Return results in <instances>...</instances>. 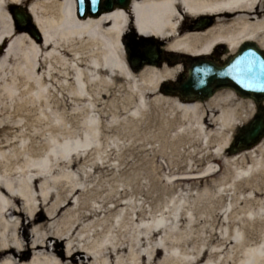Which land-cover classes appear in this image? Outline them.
I'll list each match as a JSON object with an SVG mask.
<instances>
[{"label": "bare ground", "instance_id": "bare-ground-1", "mask_svg": "<svg viewBox=\"0 0 264 264\" xmlns=\"http://www.w3.org/2000/svg\"><path fill=\"white\" fill-rule=\"evenodd\" d=\"M12 6L28 8L40 35L14 25ZM204 20L211 26L199 27ZM136 41L159 45L161 62L136 72L126 54ZM250 42L264 51V0H133L127 9L87 19L78 18L75 0H0V45H6L0 71L7 60L14 71L0 103V264H264V140L233 157L227 153L252 115L250 102L220 90L206 102L186 103L163 90L186 76L190 59L223 48V65ZM129 86L141 106L147 97L168 111L162 137L185 147L170 164L190 174L176 179L229 173L218 181L223 186L215 205L200 210L194 198L173 196L163 207V196L149 193L135 206L122 204L130 201L132 175L146 170L129 156L111 167L110 183L122 191H104L99 203L74 201V209L52 224L74 197L55 199L45 188L38 194L36 183L49 182L59 154L94 149L97 114L90 102L120 101ZM21 95L28 97L39 137L28 118L7 110L23 103ZM75 120L74 140L66 135Z\"/></svg>", "mask_w": 264, "mask_h": 264}, {"label": "rangeland", "instance_id": "rangeland-1", "mask_svg": "<svg viewBox=\"0 0 264 264\" xmlns=\"http://www.w3.org/2000/svg\"><path fill=\"white\" fill-rule=\"evenodd\" d=\"M143 44H145V47H141ZM147 44H151V41H136L135 45L132 46L136 50V53L140 52L143 54L148 49ZM154 47L158 49L160 48V46L156 44H154ZM127 51L128 50L126 49L127 57H129ZM130 53L131 50L129 51V54ZM224 54L223 48L218 49L216 50L214 57L221 59ZM127 57L126 61L129 64ZM209 59L211 58L209 57ZM191 61L192 59H190V62ZM130 64L132 65L133 63L130 62ZM185 65H188V68L190 67V64L188 63H185ZM3 67L4 68L0 71V103L4 99L5 90L10 87L14 78V76H12L14 74L12 62L7 60L6 65H3ZM135 67L138 69L136 71L138 73L144 68ZM183 74L188 76V69H183ZM181 81L182 75L178 77L177 81L168 83L173 86H178V83ZM124 91L126 95L122 100L117 102L107 100V98H100L97 101L94 100L90 102L91 106L95 108L97 114L95 125L98 132V138L96 142L93 141L89 144L91 145V149H94L87 151L73 150L67 158L62 157V154L56 156L53 169H50V174L48 175L49 182L44 183L39 181L36 183L35 189L38 194H41V188H45L47 189V194L51 197H55V199L66 196L74 197L72 201L73 203L74 201L77 203L89 201L99 203V200L103 198V195L100 194L104 191L107 190L111 193L119 191L120 189V191H122L123 188L119 186L121 184L116 185L110 183L113 181L115 174L111 171V167L117 164L118 160L125 159V157L129 158L130 156V161L136 167L145 164L146 170L139 176L137 173L132 175L129 182V186L132 190L131 198H129L130 201L127 199L122 200V204L129 202V205L135 206L134 203H140V195L149 193L151 195L160 194V196H163V207L167 205V200L173 196L194 198L195 205L198 206L200 210H207L214 206L215 203L213 200L217 198V192H219L223 186L222 182L219 183L218 181L221 178L226 179L229 176V173H224L222 171L216 177H205L201 179L192 178L186 183L179 178L176 179L177 177L183 176V174H189V171L186 169H178L170 164V160L172 158L176 159V154L183 151L185 147L175 144L170 138L165 136L162 137V131L168 117V111L162 104L150 100L147 97L146 101H144L145 106H141L140 101L138 100L139 98L136 95L137 93L132 86H129L128 89ZM21 96L23 103L8 107L7 110L12 114H18V116L28 118L30 124L29 128L34 131L36 137H39V130L35 131L33 128L36 120H34L35 118L32 117V114L27 111L25 105L28 97H26L27 95ZM248 101L250 102L249 105L253 109V112L250 119L244 125H247L257 112L256 103L252 100ZM133 107L137 110L131 111ZM69 109V113L73 114L74 109L72 105L68 106V110ZM77 122V120L73 122V127H71V130L66 135L70 139L73 138L75 140V137H78L79 135V123L77 124ZM81 125L83 130L89 129L88 126H90L87 122L86 124L84 123ZM236 133H234L230 143ZM10 134L8 133L7 136H13L14 138L17 135L15 133ZM2 135V140L7 142L8 140L5 138V133ZM16 140H18V138L12 143H15ZM36 141L38 142V140ZM22 143L23 142L18 143L17 146H23ZM28 144L29 142L25 145ZM111 148L117 149V151H111ZM118 152L121 153L118 154ZM228 156L233 157L235 155L228 153ZM216 166L218 170H220L221 168L219 169V167L222 166L221 162L218 161ZM193 174H195V172H193ZM101 178H105L106 181H100ZM74 207L75 203L70 204L69 207L64 209H58L52 224L58 221L68 210H73ZM136 207H138V205H136ZM118 210L121 211L122 208L119 207L117 211ZM43 214L44 213H42V215ZM185 219L186 217L184 216L179 217L180 223L183 224V226L181 225V232L186 231L185 229H182L183 227L186 228Z\"/></svg>", "mask_w": 264, "mask_h": 264}, {"label": "water", "instance_id": "water-1", "mask_svg": "<svg viewBox=\"0 0 264 264\" xmlns=\"http://www.w3.org/2000/svg\"><path fill=\"white\" fill-rule=\"evenodd\" d=\"M129 2L130 0H107L103 5L101 0H78V14L85 18L90 10L92 15L99 17L103 12L113 11L115 5L125 7ZM11 15L18 22L28 19L24 14L16 15L14 12ZM35 33L39 35L37 31ZM151 54H147L145 59L156 61ZM224 88L233 89L242 97L252 99L260 105L264 101V51L254 43H246L224 66L207 61L197 62L190 70L189 79L177 90L188 101H205ZM263 138L264 118L256 115L248 126L239 131L229 152L236 154L249 150Z\"/></svg>", "mask_w": 264, "mask_h": 264}, {"label": "flooded vegetation", "instance_id": "flooded-vegetation-1", "mask_svg": "<svg viewBox=\"0 0 264 264\" xmlns=\"http://www.w3.org/2000/svg\"><path fill=\"white\" fill-rule=\"evenodd\" d=\"M107 2V0H102V4L104 5ZM103 11V10H102ZM20 26V25H19ZM30 25H26L25 27H29Z\"/></svg>", "mask_w": 264, "mask_h": 264}]
</instances>
